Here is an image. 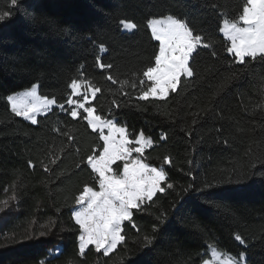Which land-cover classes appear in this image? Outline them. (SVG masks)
I'll return each mask as SVG.
<instances>
[{"label": "trees", "instance_id": "16d2710c", "mask_svg": "<svg viewBox=\"0 0 264 264\" xmlns=\"http://www.w3.org/2000/svg\"><path fill=\"white\" fill-rule=\"evenodd\" d=\"M245 4L0 0V12L11 13L0 21V264H203L208 245L264 264V57L237 63L219 31L223 20H239ZM169 15L209 47L198 46L193 76H182L177 92L143 101L139 92L150 86L143 71L158 51L147 21ZM121 20L137 27L123 31ZM98 59L112 67L101 70ZM74 79L100 89L90 104L96 114L124 125L132 140L141 132L152 139L141 158L162 165L174 185L133 210L138 229L125 222V242L108 256L91 245L79 254L72 218L83 186L98 190L86 161L103 146L83 111L68 115ZM32 85L56 101L35 125L7 101Z\"/></svg>", "mask_w": 264, "mask_h": 264}, {"label": "snow or ice", "instance_id": "6c2138e0", "mask_svg": "<svg viewBox=\"0 0 264 264\" xmlns=\"http://www.w3.org/2000/svg\"><path fill=\"white\" fill-rule=\"evenodd\" d=\"M16 3L17 0H12L13 5ZM10 15L8 11L0 12V21ZM239 21L243 26L236 21L225 19L219 28L223 37L230 42L226 52L240 64L245 62V58L255 61L257 57H264V0H247L242 14L239 15ZM148 23L152 38L158 42V51L154 55V64L143 71V77L150 82V86L146 90L141 89L138 98L143 101H148L150 97L165 100L170 92H177L182 76H193L190 59L198 50V46L209 47V45L203 43L201 35L193 33L186 21L172 15L152 19ZM120 24L125 30H133L137 27L126 20H121ZM101 49L103 50V46ZM97 63L101 70L112 67L110 64L105 65L99 59ZM107 79L113 78L109 75ZM140 83L144 84V80ZM36 87L33 85L22 95L7 97L11 111L17 117H23L34 125L38 123V113L46 114L56 104L54 99L39 96ZM68 87L71 90L66 100L70 108L68 115L76 119L81 116L82 109L87 126L93 132L99 131V138L103 141L102 151L98 155H88L86 161L91 172L96 176L95 184L98 185V190L94 186L85 184L75 197V204L80 207L79 210H73L72 218L79 227V254L83 256L91 245L97 252L102 250L103 255L108 256L117 249L118 245L125 242L126 237L123 234L125 222L132 228L138 229L133 219V210L142 211L146 201L152 202L158 193L166 194V188L173 189L174 185L167 183L168 177L163 167L150 166L140 158L145 149L153 145L151 138L141 132L132 140L126 127L118 126L112 119L96 114V109L90 104L100 91L99 88L75 79ZM59 107L64 109L63 104ZM161 139H166V136H161ZM133 153L139 156L134 157ZM117 162L122 163V168ZM163 164H171L170 157L165 156ZM29 167H34L31 161ZM45 171L48 169L45 168ZM240 178L247 179L244 176ZM212 186L205 185L206 188ZM45 234V232L40 233L41 236ZM145 239L149 244L151 243L147 237ZM235 240L245 245V240L240 235H235ZM56 251L59 252L60 249L57 248ZM213 254L216 255L215 252ZM240 259L245 260L246 255L241 253ZM40 264H45V261H41ZM203 264H209V261L205 260ZM222 264H238V262L229 257Z\"/></svg>", "mask_w": 264, "mask_h": 264}, {"label": "rangeland", "instance_id": "374dc122", "mask_svg": "<svg viewBox=\"0 0 264 264\" xmlns=\"http://www.w3.org/2000/svg\"><path fill=\"white\" fill-rule=\"evenodd\" d=\"M246 3H247V0H246ZM164 17H167V16H164ZM164 17H156V18H150L147 22H149L150 20H152V19H159V18H164ZM236 22H238V23H240V26H243V24H242V22H240L239 20L238 21H236ZM148 26H149V23H148ZM122 30L123 31H128V30H125V29H123L122 28ZM130 31V30H129ZM222 34V33H221ZM228 43H230L229 41H228ZM33 86V85H32ZM32 86L29 88V89H24V90H20V91H16L15 93H12V94H10V95H15V96H19V95H22L24 92H26V91H28V90H30L31 88H32ZM37 86V85H36ZM36 91H37V94L39 95V93H38V90H37V87H36ZM9 96V95H8ZM7 96V97H8ZM40 96V95H39ZM42 97V96H41ZM46 97V96H45ZM47 98H49V99H53V98H50V97H47ZM91 98V97H90ZM56 105V104H55ZM54 105V106H55ZM80 111H83L82 109L80 110ZM44 113H38L37 114V116H39V115H43ZM23 118V117H22ZM25 119V118H24ZM26 120V119H25ZM113 120V119H112ZM26 121H28V122H30L31 123V121H29V120H26ZM114 121V120H113ZM115 122V121H114ZM117 125L118 126H124V125H120V124H118L117 123ZM125 127V126H124ZM98 133H99V131H97ZM105 134H107V129H105ZM99 135H100V133H99ZM146 137H148V138H150L149 136H146ZM134 140V139H133ZM130 146H132V147H135V145H130ZM133 156L134 157H138L139 156V154H136V153H133ZM141 158V157H140ZM146 163V162H145ZM147 164H149L148 162H147ZM150 166H154V167H157V168H160V167H162V165L161 166H157V165H152V164H149ZM114 167V166H113ZM79 207L80 206H78V205H76V207H74V209L73 210H79ZM102 251V250H101ZM207 251H208V253H209V257L206 259L207 261H209V264H222V262L224 261V260H226V259H228L229 257H231L232 259H234V260H236L237 262H238V264H246V261L245 260H241L240 259V257H241V253L238 255V256H233V255H231V254H229V253H223V252H219L216 248H214L213 246H211V245H208L207 246ZM103 252V251H102ZM216 253V255H214L213 253ZM243 253V252H242Z\"/></svg>", "mask_w": 264, "mask_h": 264}]
</instances>
